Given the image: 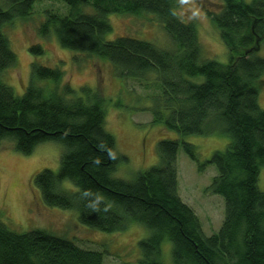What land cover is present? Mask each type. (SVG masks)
<instances>
[{
  "label": "trees",
  "instance_id": "trees-1",
  "mask_svg": "<svg viewBox=\"0 0 264 264\" xmlns=\"http://www.w3.org/2000/svg\"><path fill=\"white\" fill-rule=\"evenodd\" d=\"M64 15L47 10L40 36L54 34L67 50L106 59L122 78L142 81L153 73L159 93L149 108L152 121L180 136L229 137L224 150L198 163L196 148L181 139L157 143L159 163L132 181L115 178L118 163L105 128L104 97L90 87L72 88L59 66L33 60L22 95L1 80L16 62L4 25L25 18L35 0H0V140L13 141L28 155L39 143L55 141L63 151L57 172L42 169L34 185L47 206L74 209L78 221L104 232L122 231L131 222L150 230L138 242V264H164L161 244L171 242L174 264H264V192L258 174L264 166V110L258 86L264 82V0H224L219 12H208L229 52L221 63L200 58L197 32L176 13V0H60ZM154 14L171 41V49L125 35L106 40L110 14ZM7 25V24H6ZM42 55L40 44L28 48ZM202 77L200 82L193 80ZM198 163L213 165L216 175L207 191L224 201L219 230L204 235L198 217L177 193L179 148ZM73 188H66V183ZM102 253L82 249L72 241L33 229L16 233L0 222V264H102Z\"/></svg>",
  "mask_w": 264,
  "mask_h": 264
},
{
  "label": "rangeland",
  "instance_id": "rangeland-1",
  "mask_svg": "<svg viewBox=\"0 0 264 264\" xmlns=\"http://www.w3.org/2000/svg\"><path fill=\"white\" fill-rule=\"evenodd\" d=\"M242 1L248 3L251 0ZM223 2L176 0L179 18L195 27L202 60L229 61V52L208 15V12L217 14L218 4ZM47 10L64 15L68 6L60 0H35L25 18H16L11 24L4 25L16 62L2 72L1 80L15 95H22L29 80L30 63L35 58L36 62L49 68L59 66L63 71V81L68 80L72 88L90 87L99 91L105 99L104 128L114 137L116 152L126 158V161L117 164L113 177L132 181L137 173L157 165L156 147L160 140L181 139L193 144L200 164L208 160L214 151L226 148L229 137L222 133L180 136L161 123L152 121L149 108L154 104V96L159 93L155 74H147L143 82L122 78L115 74L106 59L64 49L54 34L40 36L38 27ZM107 19L112 30L105 35L106 40L125 35L162 49L172 48L169 36L154 14H110ZM31 44H40L44 53L32 56L28 51ZM258 49L257 55L264 57V42ZM193 80L200 82L202 77ZM258 105L264 110V82L258 86ZM62 151L59 143L45 141L24 155L14 149L12 140H0V222L16 233L40 229L70 240L82 249L99 251L103 256L102 264H138L141 257L138 242L150 234V230L143 225L131 222L122 231L104 232L82 225L74 209L44 204L33 177L42 169L57 172ZM198 163L190 160L181 147L178 149L177 193L198 217L204 235L210 236L222 224L224 201L221 196L206 190L216 175L215 167L208 165L200 168ZM257 186L264 192V166L260 167ZM66 188L73 186L67 182ZM171 249V242L164 239L161 244V261L164 264H174Z\"/></svg>",
  "mask_w": 264,
  "mask_h": 264
}]
</instances>
